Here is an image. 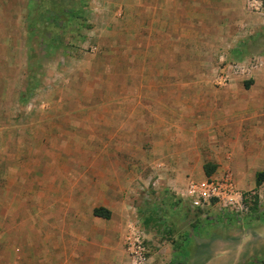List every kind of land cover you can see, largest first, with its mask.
I'll return each mask as SVG.
<instances>
[{
	"label": "rangeland",
	"instance_id": "374dc122",
	"mask_svg": "<svg viewBox=\"0 0 264 264\" xmlns=\"http://www.w3.org/2000/svg\"><path fill=\"white\" fill-rule=\"evenodd\" d=\"M118 4L0 0V258H83L118 231L106 251L130 264L133 228L151 253H184L199 225L213 264H264V0H244L240 17L181 19L174 35L144 33ZM222 57L262 66L220 86ZM227 170L253 194L248 213L188 195Z\"/></svg>",
	"mask_w": 264,
	"mask_h": 264
},
{
	"label": "crops",
	"instance_id": "0c3cea01",
	"mask_svg": "<svg viewBox=\"0 0 264 264\" xmlns=\"http://www.w3.org/2000/svg\"><path fill=\"white\" fill-rule=\"evenodd\" d=\"M118 10L124 13L125 17L138 18L141 21V29H144L146 34H178L180 31H175V28L180 26L181 19H228L230 17H240L239 12L242 11L240 4L244 0H118ZM260 2H258L259 5ZM263 3V2H261ZM231 4L238 8L230 10ZM263 9V7H262ZM232 11L234 15L230 16ZM169 29V31L165 30ZM179 29V28H178ZM166 78L168 75H162ZM174 81H179V76H172ZM168 79V78H167ZM204 141H212L207 138V135L200 139ZM199 141V142H200ZM198 141H191V145H198ZM175 222L178 221L177 213H175ZM195 233L189 232L184 253L180 252L172 244H166L169 248L166 252L159 250L150 254L148 264H213V250L210 246L212 243V230L206 226H195ZM122 234V232H121ZM120 233H110L106 235L102 242L104 247L99 246L92 241L90 244L91 252L85 253V257L78 258L77 252H59L50 247L49 252L46 250L44 257L30 255L29 257L15 256V254H4L0 258V264H118V258L114 254H108L106 250L114 248L119 243ZM200 238H197V237ZM149 238L150 235L147 234ZM179 239V238H178ZM183 239V238H182ZM94 240V239H93ZM52 242V241H51ZM165 242V243H166ZM184 242V243H185ZM47 246L50 242L46 243ZM116 244V245H114ZM52 246V245H51ZM96 247V248H95ZM98 248V249H97ZM69 250V249H68ZM172 251V253H171ZM61 253V255L59 254ZM218 256V255H217ZM215 256V257H217ZM221 257L218 256L217 259ZM216 262L215 264H220Z\"/></svg>",
	"mask_w": 264,
	"mask_h": 264
},
{
	"label": "built area",
	"instance_id": "2783aa9c",
	"mask_svg": "<svg viewBox=\"0 0 264 264\" xmlns=\"http://www.w3.org/2000/svg\"><path fill=\"white\" fill-rule=\"evenodd\" d=\"M221 58L217 84L227 86L238 79H250L262 66V62L251 58L241 62ZM231 156H228L230 160ZM188 195L198 201L201 207L217 204L221 210L242 215L248 213L253 194L242 192L235 184L229 170L220 178H210L203 182H191L187 188ZM238 217V216H237ZM146 235L141 229L133 228L127 236L130 264H148L151 249L146 245ZM18 254L19 250L17 251Z\"/></svg>",
	"mask_w": 264,
	"mask_h": 264
},
{
	"label": "trees",
	"instance_id": "16d2710c",
	"mask_svg": "<svg viewBox=\"0 0 264 264\" xmlns=\"http://www.w3.org/2000/svg\"><path fill=\"white\" fill-rule=\"evenodd\" d=\"M211 173H208L207 175L210 176ZM257 187L261 186L264 183V172H260L257 174ZM97 215H106L105 217H108V214H104V210H98L96 212ZM253 264V263H252ZM256 264V263H254Z\"/></svg>",
	"mask_w": 264,
	"mask_h": 264
}]
</instances>
